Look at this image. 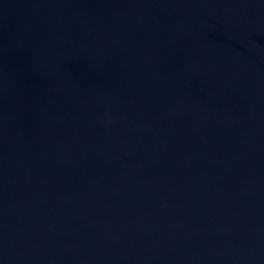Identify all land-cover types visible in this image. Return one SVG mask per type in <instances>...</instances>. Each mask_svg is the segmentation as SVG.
Masks as SVG:
<instances>
[{
  "label": "water",
  "instance_id": "1",
  "mask_svg": "<svg viewBox=\"0 0 264 264\" xmlns=\"http://www.w3.org/2000/svg\"><path fill=\"white\" fill-rule=\"evenodd\" d=\"M0 264H264V0H0Z\"/></svg>",
  "mask_w": 264,
  "mask_h": 264
}]
</instances>
